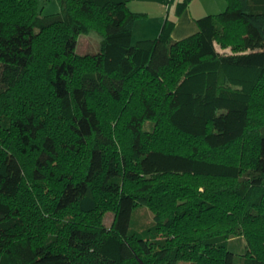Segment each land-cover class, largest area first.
I'll use <instances>...</instances> for the list:
<instances>
[{
    "label": "trees",
    "instance_id": "1",
    "mask_svg": "<svg viewBox=\"0 0 264 264\" xmlns=\"http://www.w3.org/2000/svg\"><path fill=\"white\" fill-rule=\"evenodd\" d=\"M57 3L0 0V264H264V0L136 41L128 0Z\"/></svg>",
    "mask_w": 264,
    "mask_h": 264
},
{
    "label": "crops",
    "instance_id": "2",
    "mask_svg": "<svg viewBox=\"0 0 264 264\" xmlns=\"http://www.w3.org/2000/svg\"><path fill=\"white\" fill-rule=\"evenodd\" d=\"M182 1L128 0L129 9L141 13L134 21L132 33L140 25L142 29L138 39L154 38L164 20L168 18L174 20L172 39L179 40L198 31L196 19L208 14H217L226 7V0H186L178 13L177 4Z\"/></svg>",
    "mask_w": 264,
    "mask_h": 264
},
{
    "label": "rangeland",
    "instance_id": "3",
    "mask_svg": "<svg viewBox=\"0 0 264 264\" xmlns=\"http://www.w3.org/2000/svg\"><path fill=\"white\" fill-rule=\"evenodd\" d=\"M41 5H42V8H41L42 14L54 13L58 10L57 0H41ZM139 26L140 25H138V27H136L134 33H132L133 41H136L138 38H140L139 32H141L142 26H140V27ZM132 28H133V26H132ZM99 41H100V36L94 31H90V32L85 33V34L84 33L80 34L78 39H77L76 52H78V53L95 52L99 48ZM152 127H153V122L151 120H146L144 122V128L145 129L151 130ZM179 137H180V135H179ZM24 163H26V164H24ZM24 163H23V165H24V170H25L26 167H28V165H29L28 159H25ZM179 177L181 179H184L185 181L192 182L200 190L204 189V186H205L204 184L216 185L222 181L219 179H212V178L193 177L191 175H182ZM46 204L47 205L45 206V208L47 207L46 209H48L49 202H46ZM27 206L29 208H32V209L35 208L32 201L28 202ZM42 208L44 210L40 209V211H39V209H38V211H39L40 215L42 214L41 220H45V218H48V216L44 215V213H45L44 211H46L44 206H42ZM32 214H34V212H32ZM112 217H113V211L111 209H105L104 208V210L102 211V214H101V222L106 227H109L111 225L110 223L112 221ZM153 222H154V211L151 208H149L145 204L138 205L135 208V210L133 212V223L135 224V226L137 228L145 227L147 225L152 224ZM45 228L47 229L46 232L47 231L49 232L52 229L51 225L44 226V229ZM24 231H26L25 227H24ZM244 238L245 237L243 235H241L240 238H237L242 245L245 243L243 240ZM172 264H190V263L188 261L180 259V260H176Z\"/></svg>",
    "mask_w": 264,
    "mask_h": 264
}]
</instances>
